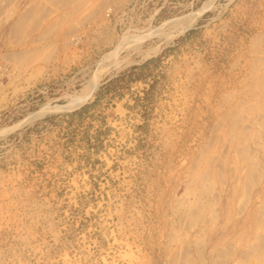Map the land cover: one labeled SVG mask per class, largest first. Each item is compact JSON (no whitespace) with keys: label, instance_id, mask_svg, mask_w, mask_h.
I'll return each instance as SVG.
<instances>
[{"label":"rangeland","instance_id":"1","mask_svg":"<svg viewBox=\"0 0 264 264\" xmlns=\"http://www.w3.org/2000/svg\"><path fill=\"white\" fill-rule=\"evenodd\" d=\"M0 264H264V0H0Z\"/></svg>","mask_w":264,"mask_h":264},{"label":"bare ground","instance_id":"2","mask_svg":"<svg viewBox=\"0 0 264 264\" xmlns=\"http://www.w3.org/2000/svg\"><path fill=\"white\" fill-rule=\"evenodd\" d=\"M189 19H187V21H188ZM183 21L182 23H181V25H182V28L181 29H183V28H186V26H188L189 25V22L190 21ZM92 87V86H91ZM88 92L89 91H85V92H83L82 94H80L77 98H75V99H72L70 102H69V104L67 105V107H69V106H73V105H75V104H79L80 102H82L84 99H85V97H86V95L88 94Z\"/></svg>","mask_w":264,"mask_h":264}]
</instances>
